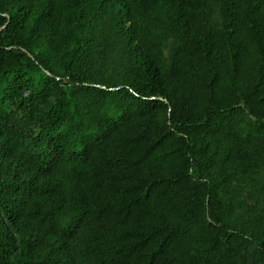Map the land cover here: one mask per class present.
Here are the masks:
<instances>
[{"label": "trees", "instance_id": "trees-1", "mask_svg": "<svg viewBox=\"0 0 264 264\" xmlns=\"http://www.w3.org/2000/svg\"><path fill=\"white\" fill-rule=\"evenodd\" d=\"M209 1L0 0V264H264V0Z\"/></svg>", "mask_w": 264, "mask_h": 264}, {"label": "rangeland", "instance_id": "rangeland-1", "mask_svg": "<svg viewBox=\"0 0 264 264\" xmlns=\"http://www.w3.org/2000/svg\"><path fill=\"white\" fill-rule=\"evenodd\" d=\"M200 18L207 25L224 27L223 3L219 0H210L207 11ZM171 44L172 39L167 43L166 55H169ZM216 148L218 150L217 169L224 173H231L227 196L233 203V217L238 221L264 217V163L261 164L257 173L245 174L234 165H227L222 161L223 156L229 150V144L225 140H218ZM6 171L9 175L13 173L10 169Z\"/></svg>", "mask_w": 264, "mask_h": 264}]
</instances>
